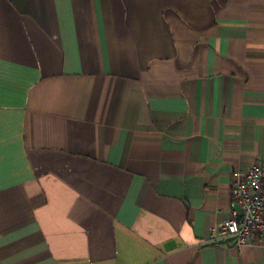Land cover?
<instances>
[{
    "label": "crops",
    "instance_id": "crops-1",
    "mask_svg": "<svg viewBox=\"0 0 264 264\" xmlns=\"http://www.w3.org/2000/svg\"><path fill=\"white\" fill-rule=\"evenodd\" d=\"M261 163L264 0H0V264H264Z\"/></svg>",
    "mask_w": 264,
    "mask_h": 264
},
{
    "label": "built area",
    "instance_id": "built-area-1",
    "mask_svg": "<svg viewBox=\"0 0 264 264\" xmlns=\"http://www.w3.org/2000/svg\"><path fill=\"white\" fill-rule=\"evenodd\" d=\"M229 237L237 249L256 243L264 250V163L232 176L229 217L212 230L210 241Z\"/></svg>",
    "mask_w": 264,
    "mask_h": 264
},
{
    "label": "water",
    "instance_id": "water-1",
    "mask_svg": "<svg viewBox=\"0 0 264 264\" xmlns=\"http://www.w3.org/2000/svg\"><path fill=\"white\" fill-rule=\"evenodd\" d=\"M218 244H225L226 246H229V247H234L235 246V241L233 238L229 237V238H225L224 240L222 241H219L217 242Z\"/></svg>",
    "mask_w": 264,
    "mask_h": 264
}]
</instances>
